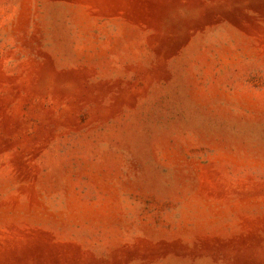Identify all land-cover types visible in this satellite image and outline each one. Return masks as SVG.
<instances>
[{
    "label": "rangeland",
    "instance_id": "obj_1",
    "mask_svg": "<svg viewBox=\"0 0 264 264\" xmlns=\"http://www.w3.org/2000/svg\"><path fill=\"white\" fill-rule=\"evenodd\" d=\"M0 264H264V0H0Z\"/></svg>",
    "mask_w": 264,
    "mask_h": 264
}]
</instances>
